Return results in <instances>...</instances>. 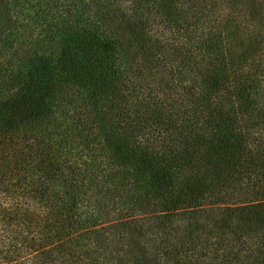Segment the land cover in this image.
<instances>
[{"label":"trees","instance_id":"obj_1","mask_svg":"<svg viewBox=\"0 0 264 264\" xmlns=\"http://www.w3.org/2000/svg\"><path fill=\"white\" fill-rule=\"evenodd\" d=\"M0 264H264V0H0Z\"/></svg>","mask_w":264,"mask_h":264}]
</instances>
